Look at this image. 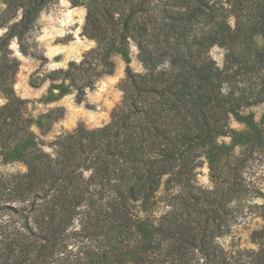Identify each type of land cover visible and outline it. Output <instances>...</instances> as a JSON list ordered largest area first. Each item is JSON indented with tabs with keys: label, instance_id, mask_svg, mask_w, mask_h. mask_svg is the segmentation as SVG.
<instances>
[{
	"label": "trees",
	"instance_id": "obj_1",
	"mask_svg": "<svg viewBox=\"0 0 264 264\" xmlns=\"http://www.w3.org/2000/svg\"><path fill=\"white\" fill-rule=\"evenodd\" d=\"M56 2L0 0V165L25 168L0 171V205L22 220L2 264H264V223L255 249L219 243L240 218L264 222V201L253 203L264 193L247 176L264 160V115L241 120L246 131L230 127L264 103V46L254 45L264 0H70L86 10L82 34L96 46L31 86L48 81L82 103L130 45L142 71L126 67L108 124L80 123L46 152L14 92L10 45L30 54L26 37ZM213 46L227 52L222 68ZM204 165L209 185L197 181Z\"/></svg>",
	"mask_w": 264,
	"mask_h": 264
},
{
	"label": "rangeland",
	"instance_id": "obj_2",
	"mask_svg": "<svg viewBox=\"0 0 264 264\" xmlns=\"http://www.w3.org/2000/svg\"><path fill=\"white\" fill-rule=\"evenodd\" d=\"M86 10L83 7H73L70 0H57L56 4L49 6L38 18L35 27L26 37L30 54L23 55L19 51L16 41L10 48L20 61V67L14 83L15 94L25 101V115L32 124V132L44 142L46 152H50L49 145L74 130L78 124L93 129L108 124L115 110L122 100L120 82L124 79L126 67L135 72H141L142 66L136 59V48L130 45L128 53L111 57L113 71L111 74L101 76L95 83L93 90H86L82 103H77L74 93L60 94L55 85L45 81L39 87L30 85L31 77H43L51 71L66 68L71 61L79 62L82 56L95 48L94 40L82 34ZM256 48L264 46V39L257 36L254 39ZM226 50L213 46L210 57L222 68L226 60ZM58 84V83H57ZM4 100L0 96V106ZM264 115V103L243 110L238 118H232L230 127L235 132L248 129L247 121L256 125ZM221 142L230 144V139L223 138ZM238 152V149H235ZM3 173H23L25 168L18 163L1 164ZM247 176L264 193V160H257L247 171ZM197 181L209 185L208 169L204 165L197 171ZM263 197L253 203L261 204ZM18 207V204H8ZM0 264L3 261L11 262L13 253L5 252V244L15 232L20 229L22 222L20 215L0 205ZM263 221L254 215H248L236 221L230 235L219 240L226 251L255 249L251 241V234L259 230ZM16 252V251H15Z\"/></svg>",
	"mask_w": 264,
	"mask_h": 264
}]
</instances>
